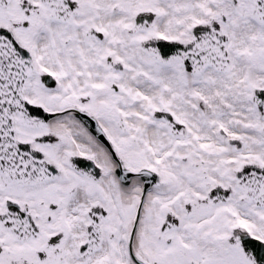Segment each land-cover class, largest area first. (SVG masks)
<instances>
[{"label": "snow or ice", "instance_id": "1", "mask_svg": "<svg viewBox=\"0 0 264 264\" xmlns=\"http://www.w3.org/2000/svg\"><path fill=\"white\" fill-rule=\"evenodd\" d=\"M0 264H264V0H0Z\"/></svg>", "mask_w": 264, "mask_h": 264}]
</instances>
